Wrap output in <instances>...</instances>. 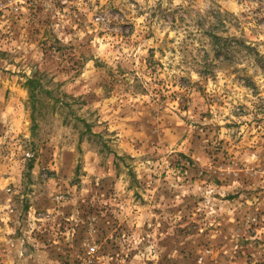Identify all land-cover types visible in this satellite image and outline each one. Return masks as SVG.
I'll return each instance as SVG.
<instances>
[{
  "label": "rangeland",
  "instance_id": "obj_1",
  "mask_svg": "<svg viewBox=\"0 0 264 264\" xmlns=\"http://www.w3.org/2000/svg\"><path fill=\"white\" fill-rule=\"evenodd\" d=\"M0 264H264V0H0Z\"/></svg>",
  "mask_w": 264,
  "mask_h": 264
},
{
  "label": "trees",
  "instance_id": "obj_2",
  "mask_svg": "<svg viewBox=\"0 0 264 264\" xmlns=\"http://www.w3.org/2000/svg\"><path fill=\"white\" fill-rule=\"evenodd\" d=\"M215 19L212 21L210 20L211 29L209 30V36L211 40V44L213 46V50L216 52L217 56H220V58L224 57H232L233 59L237 58V50H233L227 47V41L226 38L221 35V32L218 29H214L217 26L225 25L227 19L224 17L222 12H217L215 15H213ZM213 29V30H212ZM244 47H246L250 52L251 55H253V52H256V48L251 45H247L244 42ZM208 56V53H206V56ZM209 61L205 60V68L209 67ZM42 87L41 81L39 78H30L27 81V88L30 92V104L34 109L37 107L38 103V90ZM35 122V119H33ZM89 131L91 128L89 127Z\"/></svg>",
  "mask_w": 264,
  "mask_h": 264
},
{
  "label": "built area",
  "instance_id": "obj_3",
  "mask_svg": "<svg viewBox=\"0 0 264 264\" xmlns=\"http://www.w3.org/2000/svg\"><path fill=\"white\" fill-rule=\"evenodd\" d=\"M91 250H92V251H95V250H96V248H95V247H93Z\"/></svg>",
  "mask_w": 264,
  "mask_h": 264
}]
</instances>
